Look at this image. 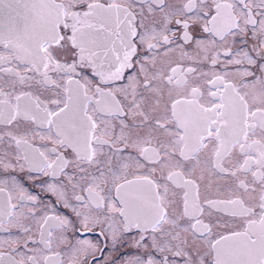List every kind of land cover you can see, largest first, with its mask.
<instances>
[{
  "label": "snow or ice",
  "instance_id": "1",
  "mask_svg": "<svg viewBox=\"0 0 264 264\" xmlns=\"http://www.w3.org/2000/svg\"><path fill=\"white\" fill-rule=\"evenodd\" d=\"M0 232V264H264V0H0Z\"/></svg>",
  "mask_w": 264,
  "mask_h": 264
},
{
  "label": "flooded vegetation",
  "instance_id": "2",
  "mask_svg": "<svg viewBox=\"0 0 264 264\" xmlns=\"http://www.w3.org/2000/svg\"><path fill=\"white\" fill-rule=\"evenodd\" d=\"M11 232H12V234H15L16 229L15 228L11 229ZM7 235H8V233L0 232V237H5ZM120 253L123 254L124 256H128V255L132 254L126 247L121 248ZM105 254H107V251Z\"/></svg>",
  "mask_w": 264,
  "mask_h": 264
}]
</instances>
